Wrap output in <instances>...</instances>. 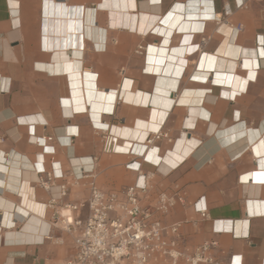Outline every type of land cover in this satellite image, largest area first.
Here are the masks:
<instances>
[{
	"label": "crops",
	"instance_id": "0c3cea01",
	"mask_svg": "<svg viewBox=\"0 0 264 264\" xmlns=\"http://www.w3.org/2000/svg\"><path fill=\"white\" fill-rule=\"evenodd\" d=\"M133 162L152 175L145 205L183 191L163 222L181 225L184 248L216 241L220 264H264V0H0V223H15L0 226V264L73 254L60 231L62 245L40 242L57 188L37 170L78 204L92 180L135 184ZM83 167L93 175L76 185Z\"/></svg>",
	"mask_w": 264,
	"mask_h": 264
},
{
	"label": "built area",
	"instance_id": "2783aa9c",
	"mask_svg": "<svg viewBox=\"0 0 264 264\" xmlns=\"http://www.w3.org/2000/svg\"><path fill=\"white\" fill-rule=\"evenodd\" d=\"M231 13L230 6L226 5L223 14L213 15L211 19L219 21L222 15ZM236 30L240 32L242 27L238 26ZM152 31L157 32L156 28ZM162 137L160 131L148 136L144 153L149 145ZM127 152L135 154L131 147ZM127 167L139 174L135 184L118 192H107L92 180L88 196L78 204L62 203L67 196L66 179L53 178L44 169L37 170V183L42 189L52 194L57 188V196H52L45 205L51 213L50 229L41 243L50 241L62 245V237L55 236L57 230L70 236L74 246L71 256L52 264H220L212 253L218 246L216 241L188 250L181 243V225L163 222L177 204H185L183 191H159L153 203L145 205L144 200L152 188L148 181L152 175L143 174L141 164L135 162ZM93 172V168L87 170L83 167L81 172L73 174L76 185L84 178L92 177ZM59 180L62 182L57 185ZM202 201L203 198L194 207L206 217L207 207L201 204ZM227 229L224 226V230Z\"/></svg>",
	"mask_w": 264,
	"mask_h": 264
},
{
	"label": "bare ground",
	"instance_id": "6f19581e",
	"mask_svg": "<svg viewBox=\"0 0 264 264\" xmlns=\"http://www.w3.org/2000/svg\"><path fill=\"white\" fill-rule=\"evenodd\" d=\"M53 5V4H52ZM68 10V9H67ZM144 15V14H143ZM139 16V15H138ZM138 16H136L135 15V17H138ZM169 16V15H168ZM210 15H208L207 14V17H209ZM134 17V16H133ZM140 17V16H139ZM202 17V16H201ZM147 18H150V17H147ZM159 18V17H158ZM171 18V17H170ZM203 18V17H202ZM69 20V19H68ZM137 20H138V18H137ZM59 21V20H58ZM136 21V20H135ZM140 21H142V20H140ZM161 21V20H160ZM166 21V20H165ZM144 22V21H143ZM167 22H169V21H167ZM66 23V22H65ZM67 24V23H66ZM165 24H166V22H165ZM72 25V24H71ZM71 25H68V26H71ZM142 25V24H141ZM73 27V26H72ZM135 29V28H134ZM48 31V30H47ZM68 37V36H67ZM171 57H173V56H171ZM176 58H179V59H184V58H186V57H176ZM164 68L162 67L161 68V64H159L158 62H151V63H149V65H148V70L149 71H152V72H154V71H160V70H163ZM185 71H186V69L185 68H183V70L181 71V73L179 74V76H180V79L179 80H181L182 78H183V76H184V73H185ZM161 72V71H160ZM163 72V71H162ZM158 73V72H157ZM166 74V73H165ZM176 75V74H175ZM178 76V75H177ZM116 146V145H115ZM124 149H127V147L126 148H124ZM176 156V155H175ZM177 157V156H176ZM181 157V156H180ZM156 159V158H155ZM158 159V158H157ZM156 159V160H157ZM86 161H89V160H85V162ZM158 163H159V161H158ZM79 166V165H78ZM15 171H17V170H15ZM20 174V173H19ZM16 181V180H15ZM5 188V187H4ZM4 202V201H3ZM5 206V205H4ZM9 208V207H8ZM14 209V208H13ZM2 210H3V208H2ZM14 211V210H13ZM8 212V211H7ZM4 216V215H3ZM4 221L2 220V222L0 223V226L2 227V223H3V226H4V228L6 229V228H8V227H10V226H12V225H15V223L13 222V221H11V218H9V216H7V214H5V216H4ZM42 220V219H41ZM30 224H25V227H37V224L39 223V222H29ZM42 227V226H41ZM35 229V228H34ZM47 230V229H46ZM10 231V230H9ZM28 235V234H27ZM25 236V235H24ZM37 236V235H36ZM35 236V237H36ZM33 239V238H32ZM19 240V239H18ZM3 241V240H2ZM30 241H32V240H30ZM38 242V241H37ZM41 242V241H40Z\"/></svg>",
	"mask_w": 264,
	"mask_h": 264
}]
</instances>
